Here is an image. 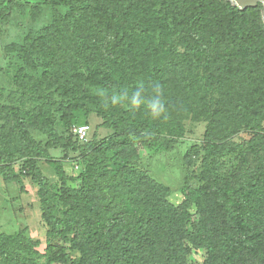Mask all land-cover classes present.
<instances>
[{
    "label": "trees",
    "instance_id": "16d2710c",
    "mask_svg": "<svg viewBox=\"0 0 264 264\" xmlns=\"http://www.w3.org/2000/svg\"><path fill=\"white\" fill-rule=\"evenodd\" d=\"M11 1L14 0H0L6 10L1 14V22L8 19ZM177 1L184 7L183 40L188 51L168 60L160 58L151 64L137 63L128 45H115L114 56L101 59L98 41L102 42L109 24L115 27L117 37L126 24L123 13L113 12L104 0H64L67 5L63 17L64 32L49 37L52 27L41 29L39 40L44 46L40 53L46 73L61 66L65 52L72 53L73 46H78L82 32L100 36L99 40L94 39L95 44L86 43L83 54L85 67L95 71L98 84L107 91L88 95L87 99L93 103L102 125L116 134L89 145L90 150L97 153L94 161L86 164L91 173L82 174L85 184L78 193L85 198V218L57 215V193L36 165L37 157H48V154L46 148L30 136L29 122L64 145L43 111L30 118L19 108L0 106V121H4L5 130L24 143L22 154L29 158L28 169L31 180L38 185L41 215L50 227V235L58 228V238L82 253L79 264H187L186 256L193 248L205 249L206 258L201 264H236L242 256H253L264 239V158L233 186L204 174L203 186L194 190L157 183L132 161L134 150L123 148L127 143L124 133H160L166 129L169 118L192 114L204 89V79L195 74V70L204 65V34L214 25H223L220 42L225 53L220 59L225 63V69L234 68L239 75L228 79V87L238 93L251 92L257 89L260 80H264V24L260 3L240 10L228 0ZM37 45L38 42H33L30 46L35 53L39 49ZM90 47L94 49L93 54L86 53ZM254 64L258 66L256 71L252 68ZM153 84L160 85L165 107L158 117H154L144 104L133 106L127 98H121L125 93L130 96L137 90L150 96ZM254 106L259 115L264 113V105ZM73 138L81 143L74 134ZM2 143L3 138L0 149ZM108 151H112L111 156L105 155ZM111 161L117 164L109 170ZM47 163L54 168L64 187L67 176L62 164L50 158ZM173 190L183 197L178 206L166 198ZM204 196L215 197L214 205L224 212L227 232L219 240L207 229L200 210L192 208ZM59 197L66 198L64 194ZM76 198L79 197L75 193L69 196L74 207L77 206ZM38 245V240L26 237L22 231L0 233L3 258L0 264H32L33 256L38 254ZM47 256L50 261L66 260L68 254L63 248L53 251L50 246Z\"/></svg>",
    "mask_w": 264,
    "mask_h": 264
},
{
    "label": "rangeland",
    "instance_id": "374dc122",
    "mask_svg": "<svg viewBox=\"0 0 264 264\" xmlns=\"http://www.w3.org/2000/svg\"><path fill=\"white\" fill-rule=\"evenodd\" d=\"M104 3L113 12L123 13L126 22L123 31L117 37L110 23L102 42L98 41L100 36L81 31L78 46H73L72 53L65 52L61 66L50 73L44 70L45 61L40 53L44 42L39 40L40 32L49 25L53 30L49 37L64 32L63 17L67 10L64 0H14L9 3L8 19L0 21V106L19 108L30 118L42 110L64 143L52 140L46 131L29 122L30 136L46 148L48 157H37L36 165L57 193V215L61 218H85V198L78 193L85 184L82 174L91 173L86 164L93 162L97 153L89 145L116 134L102 125L93 103L87 99L88 95L107 89L98 84L95 71L85 67L86 43L93 45L98 38L101 59L114 56L115 45H128L140 65L160 58L168 60L188 51L183 40L184 7L179 1L104 0ZM5 11L0 2V17ZM222 30L220 23L204 34L206 59L195 70L204 79L200 93L203 96L196 100L192 114L169 118L166 129L160 133H124L127 143L123 148L134 150L132 161L157 183L199 190L204 184V174H210L218 182L233 186L264 158V113L259 115L254 106L264 105V80L251 92L238 93L228 87V79L239 75L234 68L225 69L220 59L225 53L220 42ZM33 42H38L37 53L30 48ZM93 52V47L86 51ZM252 68L256 71L257 64ZM81 123L88 124L90 129L80 143L74 140L72 130L73 124ZM1 138L0 233L22 231L26 237L38 240V254L33 256L32 264H79L82 253L58 238V228L50 235V227L41 215L38 185L31 180L29 158L22 154L24 143L18 136L7 133L3 120L0 121ZM105 155L111 156L112 151ZM47 158L62 164L67 176L64 187ZM115 164L111 161L107 169L114 168ZM73 193L79 197L75 207L69 200ZM61 194L66 196L64 200L59 197ZM166 198L174 206L183 200L177 190L169 192ZM214 200L215 197L204 196L192 208L200 210L207 229L219 240L227 229L224 212L214 205ZM50 246L53 251L63 248L68 254L66 260L50 261L47 256ZM259 248L253 256L236 260V264H264V239ZM205 258V249L193 248L186 262L201 264Z\"/></svg>",
    "mask_w": 264,
    "mask_h": 264
},
{
    "label": "clouds",
    "instance_id": "9594fccd",
    "mask_svg": "<svg viewBox=\"0 0 264 264\" xmlns=\"http://www.w3.org/2000/svg\"><path fill=\"white\" fill-rule=\"evenodd\" d=\"M162 90L159 84H153L152 94L150 96H145L140 90L134 91L130 96L125 93L124 97L133 106H139L144 104L151 112L154 117H158L163 114L165 107L161 99Z\"/></svg>",
    "mask_w": 264,
    "mask_h": 264
},
{
    "label": "water",
    "instance_id": "95a60500",
    "mask_svg": "<svg viewBox=\"0 0 264 264\" xmlns=\"http://www.w3.org/2000/svg\"><path fill=\"white\" fill-rule=\"evenodd\" d=\"M232 6L237 7L240 10H243L247 7H254L258 3L262 5L260 15H261V20L264 24V0H228Z\"/></svg>",
    "mask_w": 264,
    "mask_h": 264
},
{
    "label": "built area",
    "instance_id": "2783aa9c",
    "mask_svg": "<svg viewBox=\"0 0 264 264\" xmlns=\"http://www.w3.org/2000/svg\"><path fill=\"white\" fill-rule=\"evenodd\" d=\"M72 131L79 141H84L89 133V126L87 124L76 125Z\"/></svg>",
    "mask_w": 264,
    "mask_h": 264
}]
</instances>
